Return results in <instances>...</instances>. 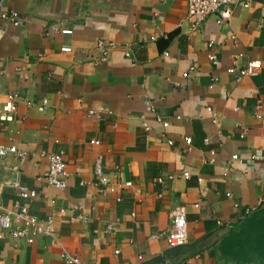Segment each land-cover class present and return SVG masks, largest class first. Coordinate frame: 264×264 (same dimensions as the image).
I'll use <instances>...</instances> for the list:
<instances>
[{
    "label": "crops",
    "instance_id": "0c3cea01",
    "mask_svg": "<svg viewBox=\"0 0 264 264\" xmlns=\"http://www.w3.org/2000/svg\"><path fill=\"white\" fill-rule=\"evenodd\" d=\"M6 6L22 22L0 26V113L6 96H16L13 121L0 123V145L26 158L0 159V214L19 203L37 218L52 216L55 237L28 245L6 235L0 264H63L62 253L84 264H264L257 255L237 258L220 248L246 208L264 207V118H255L264 103V61L255 77L226 72L262 58L264 0L247 9L234 5L227 22L218 25L213 15L193 30L186 0H8ZM98 41L115 48L97 65ZM190 67L195 71L182 78ZM88 111L112 115L97 120ZM59 151L68 171L63 190L48 185L47 162L39 157ZM232 155L243 164H232ZM98 156L119 203L97 191ZM16 186L37 196L22 201ZM178 207L186 210L187 243L171 250L150 237L171 228L169 214Z\"/></svg>",
    "mask_w": 264,
    "mask_h": 264
},
{
    "label": "built area",
    "instance_id": "2783aa9c",
    "mask_svg": "<svg viewBox=\"0 0 264 264\" xmlns=\"http://www.w3.org/2000/svg\"><path fill=\"white\" fill-rule=\"evenodd\" d=\"M7 1L8 0H0V26L1 24H9L12 27L20 26L22 20L17 12L13 10L7 9ZM254 0H186V7H187V16L192 21L191 30L198 28L201 26L207 19H209L213 15H217L218 18L216 23L223 24L227 22L231 17V7L234 5H238L241 9H247L250 6V3ZM1 32V28H0ZM61 34L63 35H70L71 31L69 30H62ZM212 43L208 44V47H211ZM115 46L112 43H107L104 41H98L96 43V49L99 54V59L94 60V64H99L107 60L109 52L114 49ZM61 53H71L72 49L70 47H62L60 48ZM166 56V55H165ZM125 57H129L127 53H125ZM213 57H209V61H212ZM264 61V50L262 53V58L260 60H254L247 63L245 68L237 69L234 67H230L226 70V72L230 75H235L236 79H240L243 77H255L258 75L259 71L262 68V63ZM195 68L190 67L189 70L182 74V78L186 79L190 72H194ZM217 80L216 77L211 79L212 84L215 83ZM27 105L33 107L34 104L28 102ZM47 106V101L43 100L42 103L36 106L39 112L44 111L45 107ZM145 106L148 109H151V103L149 101H145ZM257 113L255 114V118L260 120L264 118V103L258 102L256 106ZM206 111L212 117V123H217L215 114L212 109L205 108ZM16 112V96L9 94L6 96L0 113V123H8L12 122L14 119V115ZM112 115L111 112H98V111H88V117H94L97 120H100L102 116ZM179 119V118H177ZM162 129H167L169 124L168 122H163L158 120ZM144 131H150V127L144 125ZM184 142L186 145H191L190 138H184ZM204 144H209L208 139L204 140ZM167 145L171 146L172 142L167 140ZM10 155H14L20 159L26 158L25 154L22 152H18L16 147L14 146H2L0 145V159L8 157ZM214 154L211 152V158L209 163H214ZM40 158H43L47 162V172L45 174V179L49 186L54 187L59 190H63L67 186L68 181V171H67V164L64 161L63 153L62 152H54L53 153H46L42 152L39 154ZM230 162L236 164H243L242 159H240L237 155L230 156ZM93 172L95 177L97 178L96 188L97 191L101 193H108L111 195H116L115 202L119 203L120 198L117 196V189L113 186L112 181L103 174V167H102V158L98 156L96 161L94 162ZM182 178L187 180L189 178V174L184 172L182 174ZM161 182V180H157ZM131 186L130 182L124 183V187ZM18 197L22 201H27L34 199L37 194L35 191L27 190L22 186H16ZM229 197V195H226ZM51 204H54V201H51ZM197 207V206H195ZM234 207H237L236 205ZM255 208H246L243 212L244 216L254 212ZM26 206L16 203L14 205V212H3L0 214V239L4 238L6 235L10 236L13 239L23 240L28 245L34 243L35 238L38 236H44L47 238H54L55 237V230H54V220L52 216H46L45 218H37L36 216L31 215ZM63 210H60V213H63ZM186 210L183 207H178L172 210L169 214V220L171 224V228L163 233L153 235L150 239H164L168 249H177L183 247L187 243V219H186ZM15 218L17 224L13 227L11 225L12 218ZM81 219L84 216L80 217ZM106 231L112 232V226L107 225ZM118 254V252H116ZM61 261L63 264H84L78 258L72 257L67 253H62ZM141 259V258H139Z\"/></svg>",
    "mask_w": 264,
    "mask_h": 264
},
{
    "label": "trees",
    "instance_id": "16d2710c",
    "mask_svg": "<svg viewBox=\"0 0 264 264\" xmlns=\"http://www.w3.org/2000/svg\"><path fill=\"white\" fill-rule=\"evenodd\" d=\"M171 38L172 35L168 37ZM255 211L245 215V220L224 237L220 244L223 253L237 258L248 255L264 258V207Z\"/></svg>",
    "mask_w": 264,
    "mask_h": 264
}]
</instances>
